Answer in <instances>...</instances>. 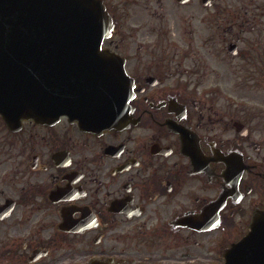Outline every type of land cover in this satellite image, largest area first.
I'll return each instance as SVG.
<instances>
[{
	"label": "flooded vegetation",
	"instance_id": "flooded-vegetation-1",
	"mask_svg": "<svg viewBox=\"0 0 264 264\" xmlns=\"http://www.w3.org/2000/svg\"><path fill=\"white\" fill-rule=\"evenodd\" d=\"M101 1L126 112L0 113V264H222L264 209V0Z\"/></svg>",
	"mask_w": 264,
	"mask_h": 264
},
{
	"label": "water",
	"instance_id": "water-1",
	"mask_svg": "<svg viewBox=\"0 0 264 264\" xmlns=\"http://www.w3.org/2000/svg\"><path fill=\"white\" fill-rule=\"evenodd\" d=\"M103 28L102 7L97 0H0V83L5 82L0 84V92L15 84L42 89L27 95L39 109L23 100L22 106L11 102L10 107L19 110L20 106L32 116L71 112L64 104H70L74 89L88 73L65 62L71 60L68 52L96 49L101 39L98 32L101 34ZM41 58L48 62L41 64ZM47 90L54 91L48 96L51 107L43 108ZM64 96L68 102L62 101Z\"/></svg>",
	"mask_w": 264,
	"mask_h": 264
}]
</instances>
